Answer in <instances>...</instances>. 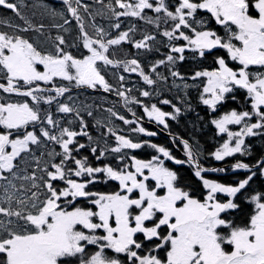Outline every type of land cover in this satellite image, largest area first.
I'll return each instance as SVG.
<instances>
[{
    "label": "snow or ice",
    "instance_id": "1",
    "mask_svg": "<svg viewBox=\"0 0 264 264\" xmlns=\"http://www.w3.org/2000/svg\"><path fill=\"white\" fill-rule=\"evenodd\" d=\"M0 9L12 13L0 17V264H264V148L254 155L253 143H264V0H0ZM128 17L155 33L122 28ZM157 43L162 58L142 62ZM73 89L114 94L132 118L108 107L106 122L96 119ZM191 89L222 138L207 156L169 131L194 110ZM161 132L183 158L149 139ZM229 172L230 182L208 175Z\"/></svg>",
    "mask_w": 264,
    "mask_h": 264
},
{
    "label": "trees",
    "instance_id": "2",
    "mask_svg": "<svg viewBox=\"0 0 264 264\" xmlns=\"http://www.w3.org/2000/svg\"><path fill=\"white\" fill-rule=\"evenodd\" d=\"M89 2L91 3V0H89ZM53 6L58 7V8L60 7L56 3H54ZM149 15H153V14L149 12ZM11 16H12V13L10 12V10L0 9V17L10 18ZM36 19L39 20L40 17L37 16ZM97 19L99 23H102L107 27L109 21L100 19L99 17ZM122 20L124 21L122 24V28H126L128 24L131 23V24L137 25V27L140 30H146V31L153 32V33H155L156 31L153 26L147 25L143 21H139L134 18L128 17V18H122ZM45 22L47 23L49 21L45 20ZM76 31L77 30L75 28V24H73V28H72L73 35L75 34ZM52 34L55 35L54 29L52 30ZM136 38L137 39L139 38V34H137ZM160 39H162V37L158 36V41ZM155 46L160 48L159 53H157L156 51H153L151 53H142L139 56V59L142 62H150V61L162 58L163 54L167 51V49L159 43H157ZM124 48L133 53L136 51L135 49L131 48L129 45H124ZM160 71L164 72L165 70L161 68ZM181 71L187 72L188 66L185 65L184 67H182ZM124 75L127 77V82L130 86L135 85V87H146L145 85H143L142 81L136 74L129 75L125 73ZM108 78L110 80L112 79L111 76H109ZM190 92H191V97H192V106L194 110L184 111L182 115L180 116V118L178 119V121H169V124H170L169 131L173 135H178L185 139H189L190 142H192L193 144L198 143V146L200 150L203 152L204 156H207L208 153L214 151L215 148L219 146V143L221 142L222 138L216 134V130L214 129V127L207 123V120H208L207 109L203 105H200L198 101L196 100V95H197L196 90L191 89ZM174 94H175V90L173 92V95ZM72 95L74 97L78 96L79 101H84L89 104H93L94 105V116L96 119H100L106 122L108 113L104 111V109L108 107H114V110H116L119 114L124 115L126 116V118H129V119L132 118L131 113L128 112L127 107H125L123 104V101L120 100L114 94L104 93L102 90L101 91H93V90L84 91V90L74 89L72 92ZM133 95H137V93L133 91ZM166 95L168 94L166 93ZM169 98H171V96ZM153 102H155V100ZM128 107H131L133 110L137 111L138 114H140L141 110L138 109L136 105H128ZM162 107L166 111L171 110L170 108H168V106H162ZM229 107H235V105L230 104ZM53 111H54V106H53ZM197 114L199 115V117H203L204 119L203 120L198 119ZM85 119L88 120L90 124L89 130L94 137L97 136L99 132L103 130V129H97L96 127L92 126L95 123L92 117L85 116ZM114 122L118 127L124 128L125 130L128 127V126L123 125L122 122L119 120H114ZM145 127L153 131H158V129L155 128L152 124H149L146 122V118H145ZM149 139H151L153 142H156L158 144H162L164 146L171 148L173 152L175 153V155H177L180 158H183L182 150L180 149L178 145L177 146L172 145L171 137L167 135V132H161L158 136L152 137ZM81 142H86V138H81ZM253 143L257 150L254 153V155H259L260 150L264 148V143H262L259 139L254 140ZM136 154L140 158L147 159V158H150V155L152 154V150L142 149V150H138ZM238 158L245 159L246 162L252 160V157H247V158L238 157ZM229 161H233V160L230 159ZM203 162L205 163V165H215L219 163L210 158ZM181 171L184 174H188L190 172V169H188L187 167H184L181 169ZM209 174H212V173H209ZM216 175H219L217 176V178L222 180L223 182H230L231 180L235 178L234 174L231 172L226 173V174H216ZM259 185H260V182L257 181L254 187H259ZM114 187H115L114 183H110L108 185L100 184L96 186V188L100 191H111Z\"/></svg>",
    "mask_w": 264,
    "mask_h": 264
},
{
    "label": "flooded vegetation",
    "instance_id": "3",
    "mask_svg": "<svg viewBox=\"0 0 264 264\" xmlns=\"http://www.w3.org/2000/svg\"><path fill=\"white\" fill-rule=\"evenodd\" d=\"M229 163H232V162H234V161H228ZM205 166H218V167H220V166H223L220 162L218 163V164H215V165H205ZM216 174H220V173H212V174H208L209 175V177L210 178H213V179H218L217 178V176H219V175H216Z\"/></svg>",
    "mask_w": 264,
    "mask_h": 264
},
{
    "label": "water",
    "instance_id": "4",
    "mask_svg": "<svg viewBox=\"0 0 264 264\" xmlns=\"http://www.w3.org/2000/svg\"><path fill=\"white\" fill-rule=\"evenodd\" d=\"M74 90V89H73ZM155 128H157V126L155 124H152ZM158 129V128H157ZM168 135V134H167ZM214 167H218V166H214Z\"/></svg>",
    "mask_w": 264,
    "mask_h": 264
}]
</instances>
